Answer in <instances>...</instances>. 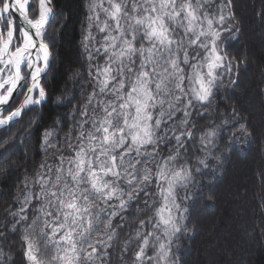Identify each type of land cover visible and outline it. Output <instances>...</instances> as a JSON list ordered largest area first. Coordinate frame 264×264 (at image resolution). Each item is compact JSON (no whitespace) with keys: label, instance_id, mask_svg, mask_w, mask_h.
<instances>
[{"label":"trees","instance_id":"16d2710c","mask_svg":"<svg viewBox=\"0 0 264 264\" xmlns=\"http://www.w3.org/2000/svg\"><path fill=\"white\" fill-rule=\"evenodd\" d=\"M116 2L120 3L124 0H52L57 11H63L68 15L65 26L60 29L61 38L58 43L62 67L72 62L77 52L80 51L77 41L81 39L79 21L82 15H87L95 21L92 31L96 34L97 40H103L108 35L107 29L103 32L99 31L97 25L101 21H106L112 26L113 35L119 34L115 25L119 19L118 17L113 19L110 15L113 11L112 5ZM131 2L136 8L135 14L133 13L136 19L125 20L122 39H131L136 35L134 29L147 27L148 18L151 17L148 14H152L151 6L156 7L158 0H127L124 3L126 10L130 8ZM260 2L256 10L249 11L250 23L246 25L242 13L238 10L236 0H176V11L180 10L179 14L184 11L182 8L185 5L189 3L193 5L191 12L195 14L194 22L200 25V33L194 30L183 33L182 28L177 27L176 32L171 34L175 43L168 45L170 55L173 50H177L176 54L181 67H184L183 57L187 52L191 63L196 65L195 68H201L202 72H207L208 54L211 52L219 55L213 69L210 91L206 100H197V97L190 92L189 85L192 80L189 77L193 75L195 68L186 69L182 82L186 95L181 96V102H177L172 108L165 105L172 115H165L162 118L157 132L159 137L157 144L160 150L169 154L170 149L175 152L178 148L176 169L183 173L184 168L187 167L190 176L176 183L173 190L174 200L169 199L167 207L164 208L165 217L170 216L171 219L168 225L169 234L161 241L164 244L163 248L159 246L160 242L154 243L155 236L149 235L153 230L152 222H147L143 237L125 236L123 240L110 242L108 246L112 254L102 257L99 264H189L194 252L197 250L198 256H201L204 247L203 239L200 240L198 246L196 244L200 233V221L203 219L200 203L208 202L210 209L216 207V195L213 190L220 187L224 179H228L235 161L244 163V158H247L248 170L251 171L253 166L259 165L261 159L264 158V0ZM38 3L39 0H31L28 11L30 18L38 17ZM177 18L182 24H187V19L184 22L181 21L183 16L179 15ZM137 19L143 23L137 24ZM52 23H56L54 18ZM3 29H7L4 21ZM49 31L50 29L46 28L43 35L46 43H48ZM243 37L247 39L251 52L245 51ZM141 43L146 48L151 44L145 40L143 32L137 38V46ZM157 45L158 42L155 40V49ZM119 46L120 41H117L115 48ZM97 47L99 48L100 45L97 44ZM87 51V49L84 50L85 53ZM168 51L167 56H169ZM99 59L102 63L104 57L101 56ZM252 59L257 62L253 69L255 87H253L254 83L251 85L258 99V105H255V108L252 107L253 105H247L244 96L238 94V90L243 88ZM146 69L151 72L152 66H146ZM256 74L259 76L257 79ZM44 77V83H46L48 77L46 74ZM56 78L57 80L62 78L60 72H57ZM97 78L103 79V76L97 75ZM154 87V84H150L149 90H154ZM176 91L179 93L178 89ZM17 103L18 101L13 102L7 110L15 108ZM56 107L44 101L41 105L26 109L23 119L0 128V175H7V180L0 183V233H2L0 249L5 252L9 250L15 252L11 264H25L24 248L28 243L31 244L38 258V264H57V261L52 259L54 246L58 245L61 249L71 247L70 244L60 241L58 237L55 245L47 242L46 233H50L51 228H46L45 234L34 233L27 241L21 239L24 227L31 220V207L25 209L23 213L20 212L19 216L12 214L19 206L18 201L12 200V196L21 179V169L28 167L31 171L34 166L32 136L29 132H25L27 123L35 115H39L44 120L50 118L56 111ZM176 108H179L180 112L177 113ZM159 111V107L155 111L150 109L152 112L150 124L153 126ZM189 111L192 112L196 127L192 128L190 122L181 128L178 122L183 114ZM205 129L208 132L214 131L215 134L206 135L205 140L201 141L199 134ZM73 135L75 136V133ZM130 143H132L131 138H126V146ZM131 155L135 156V151ZM84 159L89 160V157L86 155ZM91 159L93 168L98 169L95 156ZM119 159L117 154L116 170L121 172L123 166L120 165ZM201 160L204 162L201 163ZM11 162H16V164L10 167ZM232 178L235 179L234 182L238 179L235 173L231 176ZM243 182L236 185L234 191L236 195L243 193L241 207L243 205L245 207L241 211L240 218L236 217L234 221L233 216L225 210H222L217 218L218 225L222 226L232 219V222H235L234 231L237 236L234 242L226 241L227 249L218 256L219 264H264V172L261 173L260 168H255L250 177ZM20 187L24 188L26 185ZM159 187L160 183L154 179L151 185L138 190L137 211L150 210L155 204L163 203L159 195ZM164 187H167L166 182ZM225 196L226 193H223L221 200L226 199ZM24 215L28 216L27 221L20 220L19 217ZM56 215L57 213L53 211L48 219ZM56 223L58 226L59 222ZM12 225L15 227L13 228ZM128 230V225L125 224L121 229L122 235ZM144 237L148 238L147 245H143ZM100 239L97 238V240ZM258 243L261 245L258 246ZM89 244V240L84 238L77 242V248H86ZM142 247L143 256L140 260H135L133 257L136 251ZM63 252L65 251H61L60 254ZM58 262L61 264L59 259ZM204 263L201 259L197 264ZM79 264H86L83 256Z\"/></svg>","mask_w":264,"mask_h":264},{"label":"clouds","instance_id":"9594fccd","mask_svg":"<svg viewBox=\"0 0 264 264\" xmlns=\"http://www.w3.org/2000/svg\"><path fill=\"white\" fill-rule=\"evenodd\" d=\"M49 2L52 10L45 27L50 29L48 43L52 48L53 58L46 73L48 78L45 86L48 98L45 101L57 107L46 120L39 115L31 117L25 128V132L32 136L34 166L31 171L28 167L21 169L22 176L12 196V200L19 203L12 214L19 216L21 209L29 207L32 210L31 220L24 227L21 239L29 240L34 233L45 234L46 228H51V232L46 233L47 242L55 245L58 229L72 228L73 232H66L65 235L74 234L76 242L87 238L90 245H95L97 238H101L102 243L108 246L110 242L123 240L125 236L143 237L146 223L152 222L153 230L149 235L155 236L154 243L160 242L159 246L163 248L164 244L161 241L169 234L168 225L171 219L170 216L165 217L164 208L167 207L169 199L174 200L173 190L176 183L189 177L190 172L187 167L183 173L176 169L178 148L175 152L170 149L169 154L160 150L157 132L162 118L165 115H172L168 108L181 102V96L186 95L182 87L185 70L194 69L196 65L191 63L187 52L183 57L184 67H181L177 50H173L167 57L162 56L159 51L153 53L155 40L154 36H150L151 23L144 29H134L136 35L131 39H122L124 37L122 27L118 35H113L112 26L106 21H101L97 27L100 32L107 29L108 35L103 40H97L96 34L92 31L95 21L87 15H82L79 21L81 39L77 41L80 51L72 62L62 67L58 43L61 38L60 29L65 26L68 15L63 11H57L52 0ZM165 16L167 20L164 19ZM177 17L178 13L166 12L163 7L156 17L159 27L169 32L165 52L168 51V45L175 43L171 34L176 32L177 27L183 28L185 32L194 28L195 16L192 14L188 13L186 25ZM53 18L56 23H52ZM131 18L136 19L134 16ZM136 22L143 23L139 19ZM141 32L145 40L151 43V47L146 48L143 43L137 46V38ZM117 41H120L119 48H115ZM97 44L100 45L99 48ZM85 49L88 50L86 53ZM145 51L149 53L147 57H144ZM153 55L156 57L155 60L152 59ZM101 56L104 57L102 63L99 59ZM150 61L151 72L146 69ZM106 68L109 77L107 82L97 78L98 72L100 76H104ZM57 72L61 73L62 78L59 80L56 78ZM150 84H154V90H149ZM150 100L151 104L148 103ZM19 103H22L21 99ZM129 104L136 105L137 113L146 109L155 111L159 107L155 125H145L151 129L150 138L134 141V133L131 131L133 127L128 120ZM166 104L168 108L165 107ZM175 111L178 113L180 109L176 108ZM151 117L152 112H147L145 120ZM23 118L24 115L20 117ZM190 122L191 127L195 128L191 111L184 113L178 123L183 128ZM122 131H128L132 137V143L127 146L125 136L118 135ZM214 134V131L208 132L205 129L200 131L199 138L204 141L206 135ZM141 144L145 147L141 148ZM180 146H183L182 142ZM133 151L136 153L135 156L131 155ZM117 154L120 158L119 163L123 166L121 172H117L116 164L112 163L113 157ZM86 155L89 160L85 168L81 161L84 162ZM93 156L99 169L95 173L91 159ZM108 169H111V172L107 171ZM154 179L160 183L159 195L163 203L155 204L150 210L137 211L138 190L151 185ZM5 180L7 175H0V183ZM165 182L167 187H164ZM21 185L26 187L21 188ZM73 191L77 193L80 207L86 208L87 211L82 213L83 220L70 222L64 218L66 209L62 201L67 202L66 193ZM106 197L108 199H105ZM53 211L57 215L48 219ZM116 215L120 217V221L114 223ZM19 218L26 221L29 219L27 215ZM56 222H59L58 226ZM125 224L129 230L124 231L122 235L121 229ZM148 242V238L144 237L143 245H147ZM66 250L58 245L54 246L53 261L59 264V254ZM14 256V251L5 252L0 249V264H11ZM96 264H99V260Z\"/></svg>","mask_w":264,"mask_h":264},{"label":"snow or ice","instance_id":"6c2138e0","mask_svg":"<svg viewBox=\"0 0 264 264\" xmlns=\"http://www.w3.org/2000/svg\"><path fill=\"white\" fill-rule=\"evenodd\" d=\"M112 8L113 11L110 13V15L113 19H115L121 11V6L119 3H113ZM29 9L30 4L26 2V0H0V21H4L9 24V39L3 40L0 38V65L6 66L11 64L13 66V72L7 77H4L3 68H0V105H8L9 101L12 99V94L15 92L20 83L23 81H28L24 89V95L21 98L22 103H18L17 106L11 110H0V127H5L11 124L13 118L18 119L24 115L25 109H30L32 105H41L42 102L48 98V90L44 83V73L48 72L51 67L53 53L49 43H46L43 40V36L40 33V25L45 21L46 16H49L52 10L51 4L49 0H42L41 10L38 13V20L35 18L30 19L25 15ZM189 13L195 16V14L191 12V9H189ZM9 16H11L10 20ZM21 18L24 19L25 23L29 25V28L23 30V34L27 37V39L22 41L17 40V43L20 46L15 48V50L12 52V57L9 60H3V52L11 51L13 48V39H16L20 35V26L17 24V20ZM152 23L154 24L155 22L153 21ZM117 27H119L118 24ZM0 31H3V29L0 28ZM150 36H154L160 44H164L169 39L162 28L155 26L151 27ZM37 39L40 41L39 47L36 46ZM85 39H87V37ZM105 47H107V45H105ZM32 48H35L36 56L34 60L31 58V56H29L27 66L30 70L28 74L25 75V65L23 63L25 52L26 50H30ZM89 59H91V56H89ZM97 75H100V73L98 72ZM103 79L105 82H107L109 79L107 75V68L105 69ZM198 82L201 85V90L206 92L207 88L204 82L202 80H199ZM201 98L203 99L204 97ZM131 127L135 128L137 125L133 123ZM144 134L150 138L147 128L144 129ZM133 139L134 141L139 139V132L133 134ZM81 163L84 162L81 161ZM112 163L114 165L116 164V157H113ZM96 171L97 170L93 168V173ZM107 171L111 172V169H108ZM116 171L118 172L119 170L117 169ZM66 195L68 197L67 202L62 201L66 209L64 218L70 222H74L75 220H83L82 213L86 212L87 209L80 207V202L77 199V193L73 191L66 193ZM105 199L108 198L106 197ZM20 211L23 213L25 209H21ZM113 214L115 215V213ZM22 221H26V219ZM119 221L120 217L116 215L114 223ZM62 230L63 234H61ZM66 232L72 233L73 229H58L56 232V236L60 241H64L71 245L70 248L59 255L58 259L60 260L61 264H79L82 256L86 259V264H96L97 260H101L102 257L110 256L112 254L111 248L109 246H105L101 240H97L95 245L89 244L86 248L78 249L74 234L65 235ZM142 256L143 249L141 248L136 251L133 258L135 260H140ZM24 260L25 264H38V258L33 252L30 243L25 244Z\"/></svg>","mask_w":264,"mask_h":264},{"label":"rangeland","instance_id":"374dc122","mask_svg":"<svg viewBox=\"0 0 264 264\" xmlns=\"http://www.w3.org/2000/svg\"><path fill=\"white\" fill-rule=\"evenodd\" d=\"M127 0H124V2H120V6H121V11L119 13V15L117 16L119 20H117L115 22V25L117 26V24L119 25L118 28V33L120 31V27H124V23L125 20H132L131 17L134 16V10H136V8L134 7L135 5H133V2H131L129 4L130 8L128 10H126L124 3H126ZM152 2V1H151ZM118 3V2H116ZM236 3L238 5V10H240V12L242 13L243 17H244V21L245 24L247 25L250 19V12L252 11V9H255L257 7L260 6L261 2L260 0H236ZM184 6V5H183ZM161 7L164 8V10L166 12H176L178 13V16L181 15L183 16L181 21H185L187 19V15L189 13V9H191L193 7V5L191 3L187 4V8L183 7L182 9L184 10L181 14H179V11H176V0H158L157 6H151L152 8V14H148V16L150 15L151 17L148 18L147 23H151L152 26L155 27H159V23L156 20V17L159 15L160 13V9ZM134 13V14H133ZM193 13V12H192ZM164 18H166L167 20V16H165ZM200 18V16H199ZM155 22L154 24L152 22ZM211 22V20H210ZM147 24V25H148ZM209 25V24H208ZM194 31L200 33V25H197L194 22ZM193 30H191V32H193ZM165 31V30H164ZM182 32L184 33L185 30L182 28ZM189 32V31H188ZM167 37L169 38L168 31H165ZM8 34V33H7ZM181 38V37H180ZM154 39L156 40V38L154 37ZM158 42V41H157ZM242 42L245 45V51L247 52H251L250 48L248 47V42L247 39H245L243 37ZM152 45L150 44L148 47H151ZM168 47V46H167ZM165 49V43L164 44H160L158 42V45L156 47V49H153V53H155L156 51H159L161 53L162 56L167 57V52L164 51ZM168 54L170 56V52L168 51ZM149 55V53L147 51H145L144 53V57H147ZM208 58H209V63L207 65V72L201 71V68H195L193 70V75L191 76V83L189 85V90L190 92L196 96V97H205V99H198L197 100H206V97L210 91V81L212 80V76H213V69L214 66L216 64V62L219 59V55L214 54V53H209L208 54ZM153 60L156 59L155 55H153L152 57ZM255 65H257V62H255L253 59L251 61V67L249 69V71L246 73V78L244 79V85L243 88L238 90V94L240 96H244V101H246L245 103L247 105H253L252 107L255 108V105H258V99L256 98V95L254 94V88L255 87V71L253 70ZM3 65H0V68ZM146 66H152L151 61L146 65ZM4 74V73H3ZM6 74H4V77ZM259 76L256 74V79ZM251 78H253L251 80ZM199 80H202L204 82V84L206 85L207 91H202L201 90V85L198 82ZM254 83V84H253ZM253 84V87H251V85ZM249 93V94H247ZM247 94V95H246ZM139 98V97H138ZM149 104L152 103V101L150 100L148 102ZM250 108V107H249ZM129 123L133 124L135 123L137 125V127L132 128L131 131L133 133L139 132V140H143V139H148L147 136H145L144 134V129L146 128L145 125H151L150 121L152 119H148L145 120V115L147 112H150V109H146L141 111L140 113H137V107L135 104H129ZM247 111L248 108H246ZM137 117H139V119H137ZM148 133L150 134L151 129L147 128ZM118 135H124L125 139L126 138H131V135H129L128 131H122L121 133H119ZM142 146V144L140 145ZM244 163L240 162L237 163L236 161L232 164L228 179H224L220 185V187H217L213 190L214 194L216 195V207L214 209H210V207L208 206V202H201V214L203 216V219H201L200 221V233L198 235V238L196 239V244L198 246V244L200 243V240L203 239L204 242V247L202 249V255L198 256V251L196 250L194 252V254L192 255L191 259L189 260V264H197L198 262H200L201 259L204 260V264H219L218 260V256L220 255V253H224L225 250L227 249V245L225 244L226 241H231L234 242V240L236 239V234L234 231V227H235V222H232L233 220H236V217L240 218V214L241 211L243 210V207H245V205H242V195H236L235 191V186L240 184V183H244L243 181L245 179H248L250 177V174L252 173V171H254L255 168H260L261 169V173H263V169H264V158L261 159V162L259 163V165H254L252 170H248V165H247V158H244ZM16 164V162H11L10 163V167L14 166ZM88 165V160L84 159V167L86 168ZM4 167V166H3ZM97 171L99 169H96ZM120 172V170L118 171ZM237 175V180L236 182L234 178L231 179V176L233 174ZM231 184V186H230ZM223 190V192H222ZM226 193V199L221 200L222 198V194ZM222 210H225L226 212H228L231 216H233V220L229 219L223 226L222 225H218V220L217 218L219 217L220 213ZM261 244L258 243V246H260Z\"/></svg>","mask_w":264,"mask_h":264},{"label":"water","instance_id":"95a60500","mask_svg":"<svg viewBox=\"0 0 264 264\" xmlns=\"http://www.w3.org/2000/svg\"><path fill=\"white\" fill-rule=\"evenodd\" d=\"M48 18L49 17H46L45 18V21L43 22V23H41V25H40V33H41V35H42V32L44 31V29H45V25H46V23H47V21H48ZM18 21V25L20 26V28H25V29H27V28H29V25L28 24H26L25 23V21H24V19H18L17 20ZM39 43H40V41H39V39H37V41H36V46L37 47H39ZM26 52H29L30 53V55L29 56H31V58H32V56H33V54L36 52V50H35V48H32V49H30V50H26ZM12 57V52H10L9 51V59ZM29 61V57L27 58V62ZM11 65V64H10ZM11 67H12V70H13V66L11 65ZM29 67L27 66V74H28V72H29ZM26 74V75H27ZM44 75H45V73H44ZM24 84H25V81H23V82H21L20 83V85L16 88V90H15V92L12 94V99L16 96V94L19 92V90H21L23 87H22V85L24 86ZM12 99L9 101V104H10V102L12 101ZM8 104V105H9ZM8 105H0V110H4ZM19 119V118H18ZM17 118H13V120H12V122L11 123H13L14 121H16V120H18Z\"/></svg>","mask_w":264,"mask_h":264},{"label":"bare ground","instance_id":"6f19581e","mask_svg":"<svg viewBox=\"0 0 264 264\" xmlns=\"http://www.w3.org/2000/svg\"><path fill=\"white\" fill-rule=\"evenodd\" d=\"M29 0H26V2H28ZM22 33H23V31H22ZM24 35V34H23ZM25 39H27V37L24 35V40ZM4 53V52H3ZM33 58V57H32ZM33 60H34V58H33Z\"/></svg>","mask_w":264,"mask_h":264}]
</instances>
